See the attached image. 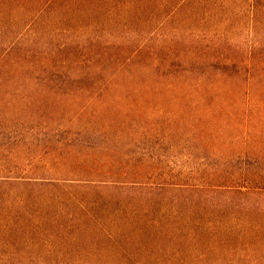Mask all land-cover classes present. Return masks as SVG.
Returning a JSON list of instances; mask_svg holds the SVG:
<instances>
[{
  "label": "rangeland",
  "instance_id": "1",
  "mask_svg": "<svg viewBox=\"0 0 264 264\" xmlns=\"http://www.w3.org/2000/svg\"><path fill=\"white\" fill-rule=\"evenodd\" d=\"M0 264H264V0H0Z\"/></svg>",
  "mask_w": 264,
  "mask_h": 264
}]
</instances>
